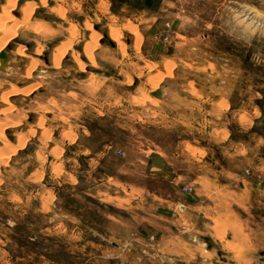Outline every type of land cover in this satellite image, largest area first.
Instances as JSON below:
<instances>
[{"label":"rangeland","instance_id":"obj_1","mask_svg":"<svg viewBox=\"0 0 264 264\" xmlns=\"http://www.w3.org/2000/svg\"><path fill=\"white\" fill-rule=\"evenodd\" d=\"M1 49L0 264H264V0H0Z\"/></svg>","mask_w":264,"mask_h":264},{"label":"water","instance_id":"obj_2","mask_svg":"<svg viewBox=\"0 0 264 264\" xmlns=\"http://www.w3.org/2000/svg\"><path fill=\"white\" fill-rule=\"evenodd\" d=\"M0 60H1L2 66H6L8 58H7V52L5 50H2L0 52ZM161 93H162L161 87L152 91V95H154V96H160Z\"/></svg>","mask_w":264,"mask_h":264},{"label":"bare ground","instance_id":"obj_3","mask_svg":"<svg viewBox=\"0 0 264 264\" xmlns=\"http://www.w3.org/2000/svg\"><path fill=\"white\" fill-rule=\"evenodd\" d=\"M7 13H8V12H7ZM3 32H4V31H3ZM2 50H5V49H1V51H2ZM1 51H0V52H1ZM5 51H6V50H5ZM35 71H36V70H35ZM35 73H36V72H35ZM161 90H162V89H161Z\"/></svg>","mask_w":264,"mask_h":264},{"label":"built area","instance_id":"obj_4","mask_svg":"<svg viewBox=\"0 0 264 264\" xmlns=\"http://www.w3.org/2000/svg\"><path fill=\"white\" fill-rule=\"evenodd\" d=\"M185 189H188V187H185Z\"/></svg>","mask_w":264,"mask_h":264}]
</instances>
